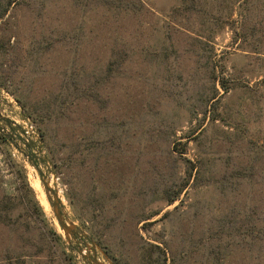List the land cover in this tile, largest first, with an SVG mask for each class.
I'll use <instances>...</instances> for the list:
<instances>
[{
	"label": "rangeland",
	"instance_id": "1",
	"mask_svg": "<svg viewBox=\"0 0 264 264\" xmlns=\"http://www.w3.org/2000/svg\"><path fill=\"white\" fill-rule=\"evenodd\" d=\"M138 1L118 14L102 0H11L0 20V116L20 126L11 131L0 121V134L12 137L0 140V264H93L80 250L102 264H145L150 244L168 257L188 249L189 264H213L201 251L214 243L216 220L234 203L244 211L247 199H260L257 175L235 198L214 179L236 161L264 175V159L248 143L264 142V56L253 49L259 43L264 53V0ZM237 3L254 35L236 13L230 17ZM199 34L207 43L201 52ZM207 55L228 79L226 92L214 84ZM79 95L81 113L52 115L46 137L15 98L44 108ZM28 143L76 225L68 238L26 155ZM187 160L209 168L202 175L213 183L193 185L191 177L184 186ZM91 233L110 244L113 258ZM200 242L206 247L197 252ZM235 257L223 264H236Z\"/></svg>",
	"mask_w": 264,
	"mask_h": 264
},
{
	"label": "trees",
	"instance_id": "2",
	"mask_svg": "<svg viewBox=\"0 0 264 264\" xmlns=\"http://www.w3.org/2000/svg\"><path fill=\"white\" fill-rule=\"evenodd\" d=\"M113 4L114 7H112ZM10 5H11V0H7L5 6H3L2 1L0 0V20H2V18L5 16L8 10V6ZM102 5H104L107 8V10H110L111 8H116L117 13L121 14V12L129 13L130 11H127V9H133L139 7V1L138 0H102ZM243 10H242V4L237 3V7H235V9H233L232 7L230 17L234 13H236L237 19L235 20L239 22V26L241 27V29H245L249 31L250 34L254 35L256 29H254L251 26L248 27L247 24L244 22L245 17ZM134 11H138V10L134 9ZM219 18H221V16L215 18L216 23L222 20ZM212 28L213 27H211L208 31L211 32ZM215 32L216 30L214 29L213 33L215 34ZM200 36L201 35L199 34L196 42H197V47L201 52L206 50L207 43L204 42L200 38ZM253 49L255 50L254 52L256 53V55L264 56V53L260 52V50L262 49L259 43L258 45H254ZM210 51L213 52L212 49ZM163 57L167 58L165 57V55ZM123 60L124 58L120 57L118 65ZM205 62H206L205 66L208 69L209 74H212V78L214 79V84L216 82L223 89V91L226 92L228 88L226 86L228 79L224 75H222L223 74L222 71L220 72L216 71L215 65L211 60V56L210 57H208V55L205 56ZM110 68L111 65L109 63L106 66V69L110 70ZM95 96L96 95H94V97ZM15 98L20 103V106L22 107L27 117H29L33 122H36L38 124V130L40 131V135L42 137L44 136L46 137L49 126L48 121L51 119L52 115H58L62 117L65 114L64 112H67V109L70 110L71 108H74L73 112L81 113L78 108V104H81V101L83 100V96L79 95V96H75L74 98L65 99L64 101H62L61 104L64 103L65 104L64 106H61V104H57L56 106H46L44 108L42 107L32 108L30 106H27L26 103H24V101L20 100L18 97ZM213 98L214 97H212V99ZM207 110L208 109L204 110V115L206 114ZM217 119H218L217 115L215 116L213 115L210 120L212 121ZM0 121H3L11 131L15 129H20L19 125L12 123L8 119L7 121L4 120H0ZM0 140L4 143H8L7 141H11L12 137L7 136L6 134H0ZM235 142H237V138L235 139ZM248 143H251L253 147H256L255 149L252 147L253 152L257 153L259 156H262V159H264V142L258 144L255 141H249ZM25 146L27 149V151L25 152L28 159L31 161L32 164L38 165L39 164L38 159L30 151L31 145L28 143ZM176 146L177 145L174 146L175 149H177ZM51 158H53L52 155ZM66 160H68V158H66ZM187 162L189 164V167L185 168V171L187 173V178L185 180V183L183 184L184 186L188 185L189 179L191 177H193V181H195L193 185L200 186V185H210L211 184L210 182L213 183L211 179L207 180L205 179V175H202V170L205 173L208 171L210 172L209 168L197 167L196 163H193L189 160H187ZM238 163L239 161H236L235 167H230L231 170H229L228 173H224L222 178L218 179V181L214 179V184H217L216 186L218 191L224 193L227 192L228 195L232 194L233 197L235 198L236 189L242 186H245L248 190H251L253 188L254 184L252 180L254 176L257 175L259 179L263 181V184L261 185V187H259L260 199L258 201H253L252 198L249 200L247 199L244 202L245 205L244 211H241L238 207L236 208L235 207L236 204L234 203L229 216H226V218L223 219L216 220L217 221L216 228L214 230V233L211 235V239L214 240V243H212V245L210 246L209 251L204 252V250H202L201 252L203 253V256L205 257L207 256V258L209 255L212 258L213 264H223L226 258L232 259L236 256L235 257L236 259L237 255L239 256L238 259L239 262H236V264H252L250 262L253 259H259V260L261 259L260 261L263 260L262 264H264V177H263L264 175H262V171L261 174L259 171H258L259 174H256V172L251 173V171L254 170V167H237ZM259 168L260 170H264V167H259ZM20 171L24 179L25 187L31 192V188L25 181L23 168H20ZM194 171L195 173L193 175ZM200 175L201 177H199ZM211 178L213 177L211 176ZM180 190L177 191L175 194L167 197L166 202L168 205L174 203V201L178 199L180 195ZM66 197L70 203H73L72 196L69 193L66 194ZM257 202L259 203V206L258 204H256ZM239 218H242L241 220L242 225L240 227L236 225ZM228 228L229 231H227ZM54 235L56 236L58 241L62 239L61 235H59L55 231H54ZM91 237L96 238L97 244H99L102 247V249L106 252L107 255L113 258L110 244L102 241L101 237H96L94 233H91ZM208 238L210 239L209 236ZM195 246L197 247V252H198L201 250L202 246H204L205 249L206 244L204 243L202 244L200 242L197 243ZM154 251H157L159 253V256L153 257L152 254ZM191 255H192L191 251L182 248L179 251V253L175 255L172 254L168 257L167 254L165 253V250L161 246H159L158 244H150L149 248L142 253L141 259L145 261V264H189ZM16 262H17L16 264L20 263V261H16Z\"/></svg>",
	"mask_w": 264,
	"mask_h": 264
},
{
	"label": "water",
	"instance_id": "3",
	"mask_svg": "<svg viewBox=\"0 0 264 264\" xmlns=\"http://www.w3.org/2000/svg\"><path fill=\"white\" fill-rule=\"evenodd\" d=\"M0 120L7 121V118L0 116ZM32 165L35 167V169L37 170V172L40 175L41 184H42L43 189L45 191L48 202L51 205V209L53 211V214L55 216L57 224L62 229L65 237L68 238L69 235H74L75 230H76V225L74 223H71L69 220L66 219L65 214L62 210V205H61V201H60L58 191L55 190L53 187H51L49 179L42 176V171L38 167V165H36V164H32ZM81 235L83 237H87V234H85V233H82ZM80 254L83 257L87 258L88 260H92L93 264H102V263L97 261L95 255H93V257L90 258V257L86 256L81 250H80Z\"/></svg>",
	"mask_w": 264,
	"mask_h": 264
}]
</instances>
